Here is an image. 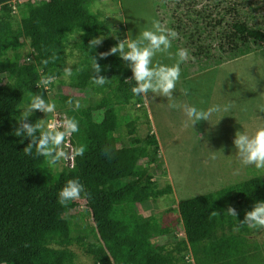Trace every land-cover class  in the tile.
Wrapping results in <instances>:
<instances>
[{
	"label": "trees",
	"instance_id": "obj_1",
	"mask_svg": "<svg viewBox=\"0 0 264 264\" xmlns=\"http://www.w3.org/2000/svg\"><path fill=\"white\" fill-rule=\"evenodd\" d=\"M94 1L0 0V264H74L75 244L92 255L94 264H188L186 257L191 251L202 253L205 241L248 238L254 229L238 223L256 202L264 201V174L180 200L184 235L168 245L152 242L173 227L161 215L142 214L139 206L172 194L174 188L170 183L160 186L150 170L160 166L155 133L118 146L121 107L142 106L145 98L133 95L132 71L119 55L99 57L126 38L112 36L109 23L92 10ZM152 2L158 21L178 34L172 41L176 52L187 49L189 59L182 64L192 63L193 73L264 48V25L257 22L264 19V0ZM98 36H104L102 44L91 48L89 42ZM74 52L78 56L68 83L78 91L103 93L95 105L73 107L67 101L74 102V96L50 98L37 85L42 74L61 78ZM92 57L101 65L99 75L110 80L102 87L92 83ZM36 94L60 103L65 118L79 122V132L69 139L73 148L84 145L86 151L74 158L73 166L48 167L35 149L25 155L30 138L14 134L21 107ZM39 114L34 111L29 122L35 123ZM70 179H78L85 191L65 207L58 203V193ZM230 205L237 218L226 214ZM79 206L80 214L66 215ZM78 216H89L91 224L77 222ZM90 234L96 241L88 240Z\"/></svg>",
	"mask_w": 264,
	"mask_h": 264
},
{
	"label": "rangeland",
	"instance_id": "obj_2",
	"mask_svg": "<svg viewBox=\"0 0 264 264\" xmlns=\"http://www.w3.org/2000/svg\"><path fill=\"white\" fill-rule=\"evenodd\" d=\"M91 8L109 23L112 36L119 33L127 39H135L141 31L152 27L153 20H158L152 0H95ZM262 16L264 18V10ZM257 22L264 25L262 18ZM121 26H124V29ZM70 49L71 47L68 51ZM170 51L176 53L173 45ZM77 56V52H74V56H69L66 67L72 69ZM156 60L169 65L176 62L175 57L169 59L159 54L155 57L154 63ZM180 67V80L177 82L173 101L150 93L142 106L131 104L121 107L120 125L115 132L119 137L118 146L130 145L133 138L136 136L144 138L150 131L158 138L160 166L156 164L150 170L160 186L170 183L174 192L140 205L139 211L144 215H161L162 221L173 227V232L153 238L152 242L155 245L172 244L184 235L177 208L180 200L201 193L216 192L264 174V170H258L254 166L241 167L234 145L237 131L247 129L251 133L258 126L264 125V111H261L264 107V48L194 73L191 72L192 63L187 62ZM188 72L192 74L186 77L185 74ZM61 78L65 81L64 84L58 81ZM61 78L56 80L55 86L51 89L48 87L50 98L74 96L71 105L76 107L77 100L80 106L95 105L104 95L93 89L75 90L68 83L69 77L65 78L64 74ZM171 102L194 105L203 110L219 106L221 111L213 115L211 123L201 120L192 127L191 122L186 123L187 118L182 108L169 107ZM55 104V113L47 115L40 111L38 120L59 123L65 119L61 104L56 102ZM26 107L27 104L21 107L20 114ZM225 107L229 110L224 111ZM59 117L62 119L59 120ZM131 123L134 124V133L129 132L132 128ZM68 143L71 145L70 139ZM213 154L216 155V159L211 158ZM66 165L71 164L62 161L57 169L60 170ZM82 209L83 206H79L67 210L66 215H78ZM75 220L91 224L89 216H85L83 220L78 216ZM257 233L258 238L254 236L253 239H262L264 243V232ZM88 240L96 241L92 234ZM72 249L77 255L74 264H94L92 255L81 245L75 244ZM253 261L255 264L261 262Z\"/></svg>",
	"mask_w": 264,
	"mask_h": 264
},
{
	"label": "clouds",
	"instance_id": "obj_3",
	"mask_svg": "<svg viewBox=\"0 0 264 264\" xmlns=\"http://www.w3.org/2000/svg\"><path fill=\"white\" fill-rule=\"evenodd\" d=\"M177 33L168 29L158 20L152 21L150 29H144L135 39H119L115 46L108 51L99 53L100 58H107L110 55H119L132 71V77L128 80L135 81V86L131 89L134 96L148 98L149 94L166 97L168 101H173V94L176 91L177 82L180 80L182 63L189 59L187 49L181 48L175 54L170 49L172 41L177 38ZM104 36L94 37L90 42L91 48L102 44ZM167 56L169 59L175 57L173 64H164L160 60L154 59L157 55ZM49 61L43 60L47 65ZM92 68L94 75L92 83L96 86H104L110 82L109 78L99 75L102 71L101 65L96 57H92ZM65 78L72 75L71 67L64 68ZM56 82V77L52 75H41L37 85L48 90L49 85ZM68 104L73 101L69 99ZM76 108L80 107L79 101H75ZM170 108H182L187 122H191L192 127L201 120L211 123L213 115L220 112L219 106L209 107L207 110L198 109L194 105H179L175 102L169 104ZM224 111L229 109L225 107ZM34 111H41L48 114L55 113V102L46 101L41 94L31 97L27 107L21 112L18 119L19 127L15 128V135L18 137H29L30 142L24 147L25 155L44 157L48 167H56L62 161L70 162L73 166L76 156H83L86 147L81 145L73 148L68 140L72 134L79 132V122L74 118H65L59 123L45 122L43 119L35 123L29 122V117ZM264 111V107L261 108ZM223 117V116H222ZM220 117V119L222 118ZM219 119V120H220ZM39 133V135H37ZM234 145L236 154L241 167L254 166L258 170H264V125H260L254 132L237 131L235 134ZM105 155L108 152L105 151ZM212 159H216L213 154ZM85 191L84 185L78 179H70L58 193V203L67 206L70 202L79 201L81 194ZM202 194V193H201ZM212 216L219 215L212 211ZM226 214L236 217L238 212L235 207L229 206ZM246 226L248 229H264V201H258L254 204L252 210L247 211L244 219L239 221L238 227ZM188 264H195L191 255L186 257Z\"/></svg>",
	"mask_w": 264,
	"mask_h": 264
},
{
	"label": "crops",
	"instance_id": "obj_4",
	"mask_svg": "<svg viewBox=\"0 0 264 264\" xmlns=\"http://www.w3.org/2000/svg\"><path fill=\"white\" fill-rule=\"evenodd\" d=\"M257 232L263 233L264 229H254V233L249 235V238L237 236L234 239V236L229 235L227 237H219L215 242L205 241V250L202 253L196 254L191 251L189 255H192L195 264H255L253 260H261L258 264H264V243L262 239H253L254 236L258 238ZM258 244L260 245L259 247L257 246Z\"/></svg>",
	"mask_w": 264,
	"mask_h": 264
},
{
	"label": "built area",
	"instance_id": "obj_5",
	"mask_svg": "<svg viewBox=\"0 0 264 264\" xmlns=\"http://www.w3.org/2000/svg\"><path fill=\"white\" fill-rule=\"evenodd\" d=\"M19 1L21 2V1H23V0H19ZM13 7H14V9L16 8V6H15V5H14Z\"/></svg>",
	"mask_w": 264,
	"mask_h": 264
}]
</instances>
